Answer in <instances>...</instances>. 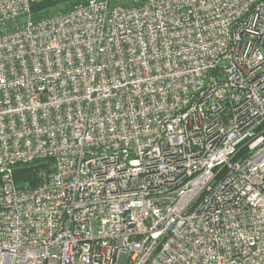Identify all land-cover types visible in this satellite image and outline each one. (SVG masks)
Returning <instances> with one entry per match:
<instances>
[{
  "label": "built area",
  "instance_id": "2783aa9c",
  "mask_svg": "<svg viewBox=\"0 0 264 264\" xmlns=\"http://www.w3.org/2000/svg\"><path fill=\"white\" fill-rule=\"evenodd\" d=\"M35 1L0 0V264H264V0Z\"/></svg>",
  "mask_w": 264,
  "mask_h": 264
},
{
  "label": "trees",
  "instance_id": "16d2710c",
  "mask_svg": "<svg viewBox=\"0 0 264 264\" xmlns=\"http://www.w3.org/2000/svg\"><path fill=\"white\" fill-rule=\"evenodd\" d=\"M81 1L84 0H37L32 3L31 11L33 18L38 20L45 16L52 15L54 10H69ZM114 1L118 2L119 0ZM135 1L136 0H131L132 4L138 3V1ZM50 162V160H37L29 164L17 166L14 172L17 184L19 186L24 185L25 183H31L33 185L37 184L39 181L40 169L46 167Z\"/></svg>",
  "mask_w": 264,
  "mask_h": 264
},
{
  "label": "rangeland",
  "instance_id": "374dc122",
  "mask_svg": "<svg viewBox=\"0 0 264 264\" xmlns=\"http://www.w3.org/2000/svg\"><path fill=\"white\" fill-rule=\"evenodd\" d=\"M37 1V0H36ZM39 1V0H38ZM84 1H87V0H84ZM84 1H81V2H84ZM111 1V3L113 4V5H124V6H130V4L131 5H134V3L132 4V2H131V0H119L118 2H115L114 0H110ZM136 1H138V2H142V1H144V0H136ZM135 1V2H136ZM59 10L60 9H58V10H54V12H52V15L53 14H55L56 12H59ZM61 11V10H60ZM49 16H51V15H48V16H45V17H43V18H47V17H49ZM32 17H33V14H32ZM18 21V23H23L24 22V17H21V18H19V20H17Z\"/></svg>",
  "mask_w": 264,
  "mask_h": 264
}]
</instances>
